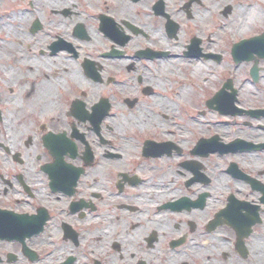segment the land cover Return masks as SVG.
Masks as SVG:
<instances>
[{"label":"flooded vegetation","instance_id":"flooded-vegetation-1","mask_svg":"<svg viewBox=\"0 0 264 264\" xmlns=\"http://www.w3.org/2000/svg\"><path fill=\"white\" fill-rule=\"evenodd\" d=\"M27 3L0 20V264H264V0Z\"/></svg>","mask_w":264,"mask_h":264},{"label":"rangeland","instance_id":"rangeland-1","mask_svg":"<svg viewBox=\"0 0 264 264\" xmlns=\"http://www.w3.org/2000/svg\"><path fill=\"white\" fill-rule=\"evenodd\" d=\"M28 0H0V17H2L0 20L6 21L8 20L5 18L6 12L11 11L13 13L19 14L21 12H24V9L28 8ZM11 22V21H10ZM22 24V23H21ZM24 28L23 32L20 31L19 34L16 33L15 29H17V24L15 22L9 24V27H7V30L12 33L13 36H18L19 38L21 37L20 34L25 33L27 35V30H26V23H23ZM28 39V35L26 36ZM26 39V40H27Z\"/></svg>","mask_w":264,"mask_h":264},{"label":"bare ground","instance_id":"bare-ground-1","mask_svg":"<svg viewBox=\"0 0 264 264\" xmlns=\"http://www.w3.org/2000/svg\"><path fill=\"white\" fill-rule=\"evenodd\" d=\"M257 9L255 8L254 10H251V11H248V10H243L240 12V16H239V19L237 21V25H239V27H244L250 20V18L254 17V16H257ZM15 19H17V17L15 15H13L11 17V19L9 21H14ZM22 20V19H21ZM8 21V22H9ZM17 38V37H16ZM18 39V38H17Z\"/></svg>","mask_w":264,"mask_h":264}]
</instances>
